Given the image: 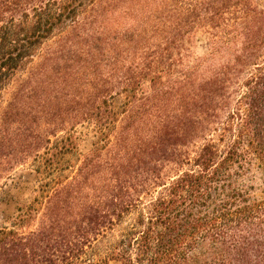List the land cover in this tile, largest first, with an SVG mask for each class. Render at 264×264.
Masks as SVG:
<instances>
[{
	"label": "trees",
	"instance_id": "16d2710c",
	"mask_svg": "<svg viewBox=\"0 0 264 264\" xmlns=\"http://www.w3.org/2000/svg\"><path fill=\"white\" fill-rule=\"evenodd\" d=\"M56 31L0 113V174L37 175L0 264H264V5L0 0V96Z\"/></svg>",
	"mask_w": 264,
	"mask_h": 264
},
{
	"label": "rangeland",
	"instance_id": "374dc122",
	"mask_svg": "<svg viewBox=\"0 0 264 264\" xmlns=\"http://www.w3.org/2000/svg\"><path fill=\"white\" fill-rule=\"evenodd\" d=\"M259 5H264V0H256ZM59 38V31H56L54 35L48 39L39 48L32 63L25 65L23 68L19 69L8 84L4 87L1 92L0 100V113L3 107L9 102L11 95L19 87V83L28 78L31 72V67L35 66L42 56H45L49 49L55 46ZM190 52V62H195L198 59L209 57L218 62L221 60L222 54L213 53L212 47L209 41L203 36L198 35L194 45L189 47ZM228 59V58H227ZM90 128L85 125H78L75 128V134L77 137L78 148L81 153H86L91 148V142L93 140ZM202 142L197 141L194 144L187 146L185 149L189 154L190 159H192L201 146ZM166 170L170 169L168 172L169 176H173L183 170L189 169L188 164H175L168 163L165 166ZM251 175L255 176L256 190L254 191V196L258 197L261 194L260 187V173L259 170L254 166L250 172ZM37 175L30 168L29 165H15L12 169L2 172L0 174V225L10 227L12 221L17 215V208L28 204L34 195V190L36 188ZM107 264H120L115 261L108 262Z\"/></svg>",
	"mask_w": 264,
	"mask_h": 264
}]
</instances>
